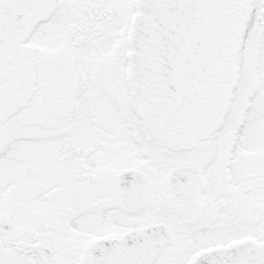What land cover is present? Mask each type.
I'll return each instance as SVG.
<instances>
[{"label":"snow or ice","instance_id":"1","mask_svg":"<svg viewBox=\"0 0 264 264\" xmlns=\"http://www.w3.org/2000/svg\"><path fill=\"white\" fill-rule=\"evenodd\" d=\"M0 264H264V0H0Z\"/></svg>","mask_w":264,"mask_h":264}]
</instances>
